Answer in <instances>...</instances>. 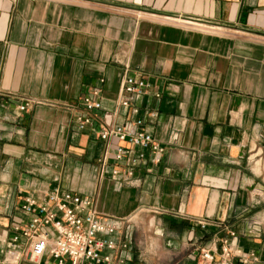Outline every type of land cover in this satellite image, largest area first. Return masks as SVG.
Here are the masks:
<instances>
[{"label":"crops","instance_id":"1","mask_svg":"<svg viewBox=\"0 0 264 264\" xmlns=\"http://www.w3.org/2000/svg\"><path fill=\"white\" fill-rule=\"evenodd\" d=\"M126 74L152 83L137 114ZM137 116L166 151L119 165L130 143L98 130ZM55 186L124 220L114 264H216L230 230L257 255L233 264H264V0H0V264H27L8 260L13 225Z\"/></svg>","mask_w":264,"mask_h":264},{"label":"built area","instance_id":"2","mask_svg":"<svg viewBox=\"0 0 264 264\" xmlns=\"http://www.w3.org/2000/svg\"><path fill=\"white\" fill-rule=\"evenodd\" d=\"M151 85L146 77L126 74L119 90V103L137 114L140 108L134 104V100L146 94ZM98 92L94 90L83 96L77 114L80 128L91 123L95 112L102 108ZM155 95L161 94L156 92ZM27 105L28 102L20 105V109H25ZM155 114L156 110L150 112L152 116ZM98 135L103 139L116 137L130 143L129 146H116L113 158L119 165H136L146 158V150L153 154L155 161H160L166 151V146L145 127L144 118L138 116L114 125H103ZM109 158L108 155L104 157V169L109 166ZM110 170L114 175L121 172L118 165H111ZM127 173L132 174V169H128ZM21 209L27 218L13 225L14 233L7 249L10 262L114 264V259L123 255L128 248L127 238L119 235L124 220L100 214L90 196L55 186L40 198L33 194L26 195ZM203 225H206L205 222ZM129 232L130 236L132 231ZM238 238L237 232L230 230V235L223 239L220 259L216 264H233L234 257H239L243 263L249 262L251 257L257 258L255 252L237 248ZM202 256L206 261L214 260V252L210 248H204Z\"/></svg>","mask_w":264,"mask_h":264}]
</instances>
